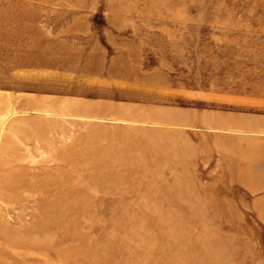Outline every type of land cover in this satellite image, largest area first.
<instances>
[{
	"label": "rangeland",
	"instance_id": "obj_1",
	"mask_svg": "<svg viewBox=\"0 0 264 264\" xmlns=\"http://www.w3.org/2000/svg\"><path fill=\"white\" fill-rule=\"evenodd\" d=\"M0 264H264V0H0Z\"/></svg>",
	"mask_w": 264,
	"mask_h": 264
},
{
	"label": "bare ground",
	"instance_id": "obj_2",
	"mask_svg": "<svg viewBox=\"0 0 264 264\" xmlns=\"http://www.w3.org/2000/svg\"><path fill=\"white\" fill-rule=\"evenodd\" d=\"M65 163V162H64ZM79 168V167H78ZM53 173V172H52ZM24 174V173H23ZM43 174V172H38L37 174H33L32 175V179L34 180L35 179V182H37V181H40V180H38L39 178H40V176ZM54 175V174H53ZM45 176V175H44ZM43 176V177H44ZM49 176V178H48V180L47 181H43L42 179H41V181H43L42 182V184H43V186H42V188H34V187H31L32 188V190H33V192L35 193V194H37V196L38 197H41V196H43L44 194H46L47 195V193H50V192H54V191H58V193H59V197H57L59 200H60V196L62 195V194H66V192L68 191V193H72V194H74L75 192H81L80 190H82V189H80L79 191H78V189H76V188H68L65 192H61L60 193V189H61V184H65V182H67V179L65 180V178L64 177H60V176H57V175H55V176H53V177H50V175H48ZM67 178V177H66ZM22 183V182H21ZM26 183H28V182H26ZM34 183V182H33ZM32 183V184H33ZM24 186L26 185L25 183L23 184ZM29 185V184H28ZM27 185V186H28ZM23 189V188H22ZM86 201V200H85ZM75 202V201H74ZM87 202V201H86ZM49 204H53V202H51V203H49ZM76 204V203H75ZM74 204V205H75ZM79 204L80 205H78V209H80V208H83V207H85L84 206V204H83V202L82 201H79ZM64 205H66V204H64ZM77 205V204H76ZM70 208H72V207H70ZM74 208V207H73ZM64 210V209H63ZM82 210H79V212H81ZM77 214V213H76ZM75 214V215H76ZM79 214V213H78ZM73 216V215H72ZM55 222V221H54ZM76 224H78L77 222H76ZM57 224H51V226H56ZM74 226V225H73ZM75 227V226H74ZM68 238V237H67ZM84 243V242H83ZM89 243V242H88ZM78 250V249H77ZM92 252V251H91ZM90 252V253H91ZM94 252V251H93ZM72 254V253H71ZM91 255V254H90Z\"/></svg>",
	"mask_w": 264,
	"mask_h": 264
}]
</instances>
